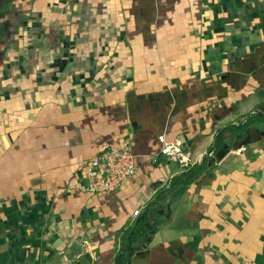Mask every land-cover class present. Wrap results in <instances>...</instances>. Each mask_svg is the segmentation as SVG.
Here are the masks:
<instances>
[{
	"label": "crops",
	"instance_id": "crops-1",
	"mask_svg": "<svg viewBox=\"0 0 264 264\" xmlns=\"http://www.w3.org/2000/svg\"><path fill=\"white\" fill-rule=\"evenodd\" d=\"M86 1L23 0L21 47L0 52V264H111L180 172L159 136L200 163L221 129L264 113V0ZM124 139L136 175L85 192L77 162ZM163 215L130 264H264V125Z\"/></svg>",
	"mask_w": 264,
	"mask_h": 264
},
{
	"label": "trees",
	"instance_id": "trees-1",
	"mask_svg": "<svg viewBox=\"0 0 264 264\" xmlns=\"http://www.w3.org/2000/svg\"><path fill=\"white\" fill-rule=\"evenodd\" d=\"M254 125H264L262 111H257L254 115L247 116L244 121L229 124L221 129L200 163L181 170L170 180L167 187L158 190L134 222L119 233L111 264H130L136 249L147 247L154 234L165 224L166 218L163 213L168 206L180 200L193 183L212 171L216 162L221 160L235 143L245 140L249 129ZM101 261L104 260L101 259L96 264H104Z\"/></svg>",
	"mask_w": 264,
	"mask_h": 264
},
{
	"label": "built area",
	"instance_id": "built-area-1",
	"mask_svg": "<svg viewBox=\"0 0 264 264\" xmlns=\"http://www.w3.org/2000/svg\"><path fill=\"white\" fill-rule=\"evenodd\" d=\"M159 141L162 144L161 153L182 170L194 165L190 152L184 149L178 139L170 141L161 135ZM136 173L137 161L130 139L115 145L104 144L95 155L79 160L76 165V174L84 182L83 190L95 195L123 189ZM140 212V209H136L132 216L135 218Z\"/></svg>",
	"mask_w": 264,
	"mask_h": 264
},
{
	"label": "rangeland",
	"instance_id": "rangeland-1",
	"mask_svg": "<svg viewBox=\"0 0 264 264\" xmlns=\"http://www.w3.org/2000/svg\"><path fill=\"white\" fill-rule=\"evenodd\" d=\"M96 1H97V3L99 5H103L107 1L110 2L111 0L110 1L109 0H96ZM22 2H23V0H0V19H4L6 16H8L7 20L9 21L8 25H7L6 22L0 23V49H1L0 52L2 50H7V48L9 50L12 49V48H14L15 51H18L17 49L21 47L19 45L21 43V40H22L21 39V34H20V31L21 30L17 26L23 20L22 19L23 12H22V10H21V12H19L17 10L18 9L17 6L22 5ZM86 2L89 3L90 0H87ZM111 3L113 4V1H111ZM118 3L119 2H116V4H118ZM14 5H15V7L13 8L12 6H14ZM113 8H114V5H113ZM113 10L114 9H111V13L109 14V17H110V15H115V12ZM96 13L97 14L98 13L102 14L99 11L98 12L96 11ZM157 15L158 14H155V17L153 18L154 21L155 20H158ZM86 16H89L88 17L89 20L91 19L90 13L88 15H86ZM88 22H92V21H88ZM13 23L16 26L15 28L12 27L13 26ZM81 23H82L81 24V30L82 29H85L87 27L86 25L88 23L87 24H83V22H81ZM13 30H14V32H13ZM13 35H15V38L14 39L12 38ZM184 149H185V147H184ZM187 152H189V151H187ZM192 160H193V158H192ZM193 163L196 164L197 162H194L193 161ZM179 169H180V171L182 170L180 166H179ZM103 263H105V261H103Z\"/></svg>",
	"mask_w": 264,
	"mask_h": 264
},
{
	"label": "water",
	"instance_id": "water-1",
	"mask_svg": "<svg viewBox=\"0 0 264 264\" xmlns=\"http://www.w3.org/2000/svg\"><path fill=\"white\" fill-rule=\"evenodd\" d=\"M84 244H86V243L84 242Z\"/></svg>",
	"mask_w": 264,
	"mask_h": 264
}]
</instances>
